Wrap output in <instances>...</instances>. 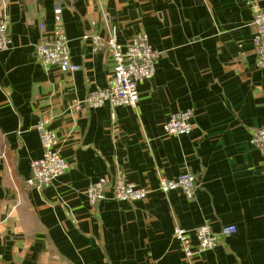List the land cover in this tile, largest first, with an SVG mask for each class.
Here are the masks:
<instances>
[{
	"label": "crops",
	"instance_id": "crops-1",
	"mask_svg": "<svg viewBox=\"0 0 264 264\" xmlns=\"http://www.w3.org/2000/svg\"><path fill=\"white\" fill-rule=\"evenodd\" d=\"M58 5L75 73L37 61ZM1 12L13 45L0 52V264H264V156L250 143L264 127V69L246 0H0ZM142 31L161 57L138 85V105L76 108L113 70L85 37L114 33L125 45ZM186 110L192 132L169 137L164 125ZM42 120L70 167L39 190L27 181L43 155ZM184 170L199 179L194 201L160 190L161 177ZM118 172L148 197L131 204L108 194L91 207L88 187ZM204 224L237 232L188 259L174 229L196 245Z\"/></svg>",
	"mask_w": 264,
	"mask_h": 264
},
{
	"label": "built area",
	"instance_id": "built-area-1",
	"mask_svg": "<svg viewBox=\"0 0 264 264\" xmlns=\"http://www.w3.org/2000/svg\"><path fill=\"white\" fill-rule=\"evenodd\" d=\"M246 4L253 17L255 66L257 69H264V13L257 0H246ZM54 15V35L51 39L42 40L37 45V61L43 66H56L63 73H75L80 67L74 64L71 59L61 5L55 7ZM10 25L8 16L1 12L0 52L12 49ZM40 27L43 29V25ZM85 38L90 39L94 51L110 56L113 70L107 87L91 93L83 104H79L76 108L81 105L95 110L107 105L112 108L120 106L135 108L140 100L138 85L153 79L161 53L151 45L148 35L143 31L135 35L125 45L117 42L114 33L108 39H104L98 34ZM193 117L192 110L172 114L164 125L166 134L175 138L190 135L193 130ZM35 129L40 139L43 155L31 163V175L27 184L29 187L43 190L50 187L56 179L65 175L70 166L56 150L57 137L49 129L47 121H40ZM250 143L264 156V127L251 131ZM198 189V176L189 170L182 171L179 176L172 179L160 178V190L163 193L177 191L188 201L196 199ZM149 193L148 189L130 182L123 172L116 173L110 179H99L92 183L86 191L88 203L93 208L105 201L108 194H111L114 200L132 204L145 200ZM193 232L196 245H193L187 230L177 226L173 232V238L180 243L182 251L188 259L214 250L222 239L234 235L237 228L224 226L217 232L211 225L204 224L195 228Z\"/></svg>",
	"mask_w": 264,
	"mask_h": 264
}]
</instances>
